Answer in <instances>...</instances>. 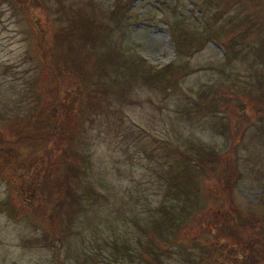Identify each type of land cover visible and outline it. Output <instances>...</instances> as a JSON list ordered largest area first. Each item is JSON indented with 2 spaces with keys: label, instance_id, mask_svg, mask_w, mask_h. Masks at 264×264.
Returning <instances> with one entry per match:
<instances>
[{
  "label": "rangeland",
  "instance_id": "rangeland-1",
  "mask_svg": "<svg viewBox=\"0 0 264 264\" xmlns=\"http://www.w3.org/2000/svg\"><path fill=\"white\" fill-rule=\"evenodd\" d=\"M0 264H264V0H0Z\"/></svg>",
  "mask_w": 264,
  "mask_h": 264
},
{
  "label": "trees",
  "instance_id": "trees-1",
  "mask_svg": "<svg viewBox=\"0 0 264 264\" xmlns=\"http://www.w3.org/2000/svg\"><path fill=\"white\" fill-rule=\"evenodd\" d=\"M259 112V111H258ZM52 128H55V125L52 127ZM47 132H49V131H47ZM38 136V135H37ZM24 137H28V136H24ZM42 138H44V136L42 137ZM49 139V138H48ZM179 153H180V155H182V156H184V157H186V158H188L189 160H191V161H189L190 162V164L191 165H193V166H199V159H198V157L197 156H194V155H192V154H189V153H186L184 150H179ZM200 167V166H199ZM211 169H212V167H211ZM213 171H214V168L212 169ZM179 186H181V185H179ZM173 194L175 193V191H173L172 192ZM74 196H75V198H78L79 197V195H75L74 194ZM77 200V199H76ZM157 209H158V211L162 214L163 213V216H162V218L164 219L163 220V222H164V225L165 226H167V225H170L173 221H174V217H175V215H174V213H173V210L172 209H169V208H167V207H162V209H161V206H158L157 207ZM162 221H160V224H159V222L157 221V220H154V219H152V224H151V228L152 229H144V231H143V234H144V236L141 238L145 243H151V242H153V241H155L157 238H159L161 235H162V233H164L163 232V230H162ZM164 227V226H163ZM165 228V227H164ZM131 239V238H130ZM129 239V240H130ZM128 240V241H129ZM140 239L139 238H137L136 239V242H140L139 241ZM126 242V241H125ZM127 243V242H126ZM129 243H127V245H128ZM147 246H148V244H147ZM126 250V249H125Z\"/></svg>",
  "mask_w": 264,
  "mask_h": 264
}]
</instances>
